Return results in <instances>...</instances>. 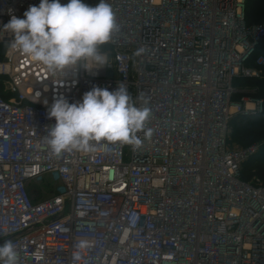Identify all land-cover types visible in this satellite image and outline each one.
<instances>
[{
	"label": "built area",
	"instance_id": "1",
	"mask_svg": "<svg viewBox=\"0 0 264 264\" xmlns=\"http://www.w3.org/2000/svg\"><path fill=\"white\" fill-rule=\"evenodd\" d=\"M107 2L120 31L100 46L105 65L53 77L4 30L40 0H0V244L19 264H264V183L241 178L261 143L228 145L232 118L264 109L233 99L237 78L263 74L248 63L264 21L246 23L247 0ZM121 82L146 94L151 136L52 154L54 100Z\"/></svg>",
	"mask_w": 264,
	"mask_h": 264
},
{
	"label": "clouds",
	"instance_id": "2",
	"mask_svg": "<svg viewBox=\"0 0 264 264\" xmlns=\"http://www.w3.org/2000/svg\"><path fill=\"white\" fill-rule=\"evenodd\" d=\"M24 17L13 16L4 25V30L14 36L10 47L45 67L53 77H64L78 65L88 70L102 68L107 57L100 46L112 42L120 31L107 0H99L95 6L83 0H69L67 4L40 0L38 6L25 11ZM137 101L142 103L138 106ZM147 103L146 94L140 93L134 100L122 82L114 91L93 87L83 94L82 102L57 98L48 110L55 124L48 128L45 143L54 155L92 152L93 142L98 141L138 148L142 141L137 134L143 131L148 138L153 131L146 128L151 117ZM18 256L13 241L0 244V264H19Z\"/></svg>",
	"mask_w": 264,
	"mask_h": 264
},
{
	"label": "trees",
	"instance_id": "3",
	"mask_svg": "<svg viewBox=\"0 0 264 264\" xmlns=\"http://www.w3.org/2000/svg\"><path fill=\"white\" fill-rule=\"evenodd\" d=\"M264 21V0H247L246 23L258 24ZM264 57V40L258 46L248 65L262 69L260 77L237 78L235 85L241 88L255 87L253 89H240L234 96V100L240 101L243 96L261 98L264 102V64L257 65L260 57ZM231 131L228 136V145L231 143L240 146H248L254 142L261 143L258 153L249 158L241 167V178L244 181L260 179L264 183V109L260 113L235 115L231 122ZM231 147V146H230Z\"/></svg>",
	"mask_w": 264,
	"mask_h": 264
},
{
	"label": "water",
	"instance_id": "4",
	"mask_svg": "<svg viewBox=\"0 0 264 264\" xmlns=\"http://www.w3.org/2000/svg\"><path fill=\"white\" fill-rule=\"evenodd\" d=\"M7 46L8 45L6 42L1 43V45H0V60L4 59V54H5Z\"/></svg>",
	"mask_w": 264,
	"mask_h": 264
},
{
	"label": "rangeland",
	"instance_id": "5",
	"mask_svg": "<svg viewBox=\"0 0 264 264\" xmlns=\"http://www.w3.org/2000/svg\"><path fill=\"white\" fill-rule=\"evenodd\" d=\"M253 88H255V87H249V86H247V87H244V88H241V89H246V90H248V89H253ZM247 96H248V95H247ZM230 131H231V125H230ZM254 143H258V142H254ZM230 146H231V147H242V146H240L239 144H235V143H231Z\"/></svg>",
	"mask_w": 264,
	"mask_h": 264
}]
</instances>
